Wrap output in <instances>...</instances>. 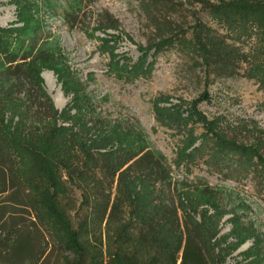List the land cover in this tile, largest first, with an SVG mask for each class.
<instances>
[{"label":"rangeland","instance_id":"374dc122","mask_svg":"<svg viewBox=\"0 0 264 264\" xmlns=\"http://www.w3.org/2000/svg\"><path fill=\"white\" fill-rule=\"evenodd\" d=\"M218 4L0 0V28L14 29L2 42L38 72L54 111L36 119L50 111L30 85L32 98H0V144L15 170L0 158V264H65L73 258L66 228L81 240L101 237L93 264H120L108 256L106 219L96 211L117 201L132 161L113 180L103 173L146 152L166 179L146 194L150 185L124 174L132 182L115 224L135 233L172 200L181 226L197 224L215 264H264V32L239 21L229 27L210 11ZM204 29L221 41L208 60L192 45Z\"/></svg>","mask_w":264,"mask_h":264},{"label":"trees","instance_id":"16d2710c","mask_svg":"<svg viewBox=\"0 0 264 264\" xmlns=\"http://www.w3.org/2000/svg\"><path fill=\"white\" fill-rule=\"evenodd\" d=\"M210 11L218 18L223 17L229 27L239 21L244 25H249L251 29L256 28L257 33L264 32V0H219V4L212 7ZM11 31H14V29L0 28V98H11L17 93L25 98H32L31 90L27 88V85H30L36 93L35 98L40 99V105H47L50 111V115L44 118L36 116V119L50 120L54 117L53 106L40 88L38 72L28 70L24 61L20 62L15 59L13 52L9 50L8 42H2L3 37ZM203 31L204 34L201 31L197 32L192 45L197 48L203 60H208L209 53H212L208 48L211 45L221 44V41L210 37L207 34V29ZM219 53L224 54V51ZM215 55L217 57L219 54L216 53ZM263 70L264 67L258 69L262 72ZM262 76H264V73ZM4 137L6 136L0 129V143L7 139ZM7 137L14 146L17 144L16 136H9L8 134ZM137 157V153H132L120 164L110 162L104 169L105 178L113 180L117 171L132 161L119 175L117 201L110 206H105L102 210L96 211L100 214V222L106 219L104 239L108 256L120 262V264H177L178 262V264H215L213 249L206 242L197 224L190 219H185L181 226L172 200L167 202L163 200L160 201L158 206H154L157 213L156 221L139 218L141 222L135 233L130 232L132 224L122 222L115 224L114 214L119 212L120 204L127 201V185L132 182L128 177L125 178L124 183V174L129 172L132 178L138 177L141 183L144 182L145 185H150L146 188V194L155 193V184H162L166 179L165 170L160 160L154 157L152 153L146 152ZM0 158L8 162L11 173L15 175L10 150H4V146L1 144ZM41 173L42 176L47 177L44 169L41 170ZM118 201L120 204L117 203ZM59 214L58 217L60 218ZM112 223L113 227L110 229ZM64 234L67 238V247L73 253L72 260L67 261L65 264H93L97 260L101 253V237L96 238V235L93 234V240L89 238L81 240L77 233L71 231L70 228L64 229ZM160 234L165 238L161 244L158 239ZM90 244H93V246Z\"/></svg>","mask_w":264,"mask_h":264},{"label":"bare ground","instance_id":"6f19581e","mask_svg":"<svg viewBox=\"0 0 264 264\" xmlns=\"http://www.w3.org/2000/svg\"><path fill=\"white\" fill-rule=\"evenodd\" d=\"M49 76H50V74H47V73L43 75V77L46 80V82L48 81ZM53 100L55 101V103H57V98L53 97Z\"/></svg>","mask_w":264,"mask_h":264}]
</instances>
